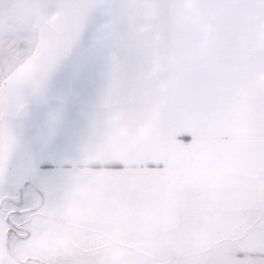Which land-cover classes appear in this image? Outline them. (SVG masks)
I'll list each match as a JSON object with an SVG mask.
<instances>
[{
	"label": "snow or ice",
	"instance_id": "6c2138e0",
	"mask_svg": "<svg viewBox=\"0 0 264 264\" xmlns=\"http://www.w3.org/2000/svg\"><path fill=\"white\" fill-rule=\"evenodd\" d=\"M24 7L21 17L0 6L17 31L34 21L23 49L0 31V116L26 110L24 89L37 79L65 71L74 87L93 68L101 79L82 144L100 164L67 218L72 244L25 264H264V0ZM17 142L14 129L0 133V206L18 199L4 188ZM22 211L23 223L15 208L0 211V232L26 237L35 208Z\"/></svg>",
	"mask_w": 264,
	"mask_h": 264
},
{
	"label": "crops",
	"instance_id": "0c3cea01",
	"mask_svg": "<svg viewBox=\"0 0 264 264\" xmlns=\"http://www.w3.org/2000/svg\"><path fill=\"white\" fill-rule=\"evenodd\" d=\"M27 2L11 0L10 5L24 17ZM33 24L29 18L22 21V26L33 27ZM100 86L101 79L95 68L74 87L68 74L62 71L50 81L37 79L24 89L23 95L28 101L26 110L19 115L8 112L0 116V133L6 135L14 129L18 140L7 172L17 173L20 184L40 193V205L35 209L39 218L30 220L33 215L29 214L28 229L32 225L38 230L59 226L65 231L69 246L72 241L67 218L78 214V196L87 191L88 177L100 164L99 157L82 146L91 134V117ZM60 96L65 97L63 112L57 98ZM54 188L66 191V197L50 199L46 191Z\"/></svg>",
	"mask_w": 264,
	"mask_h": 264
},
{
	"label": "rangeland",
	"instance_id": "374dc122",
	"mask_svg": "<svg viewBox=\"0 0 264 264\" xmlns=\"http://www.w3.org/2000/svg\"><path fill=\"white\" fill-rule=\"evenodd\" d=\"M10 1L11 0H0V6H5L8 3L10 4ZM15 29L16 22L14 20L0 18V31L13 32V35L10 37L12 41L11 48H26L27 45L25 43V38L31 31L32 27L22 26L21 24L18 31ZM17 176V173L14 172L6 173L4 185L5 191L16 195L18 199L8 202L6 206H0V211H4L5 207L15 208L16 212L14 218L23 223L24 216L27 213L22 210L30 205H33L35 209L36 207L38 209V206L40 205V193L35 189H32L29 185L20 184V180ZM24 200L25 202H23ZM31 214L33 217H31L30 220L35 217L39 218L36 216L35 211ZM27 218L28 217H26V219ZM33 222H31V225ZM26 224H28V222ZM29 229L32 231L31 234L29 232V234L22 239H13L12 236H5L0 232V255H11L14 264H25L24 259H22L23 254L34 256L36 250H43L47 252L49 256L56 257L62 255L65 252L66 247L69 246L66 233L59 226L53 227L52 230H45L42 228L38 230L32 225ZM20 230L21 229L14 227L13 233ZM29 264H33V261H29Z\"/></svg>",
	"mask_w": 264,
	"mask_h": 264
}]
</instances>
